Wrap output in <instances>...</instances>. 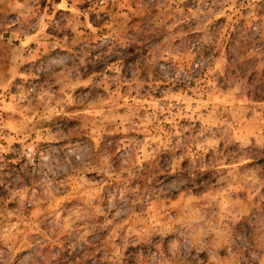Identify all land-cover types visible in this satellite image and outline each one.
I'll return each instance as SVG.
<instances>
[{
    "label": "clouds",
    "instance_id": "obj_1",
    "mask_svg": "<svg viewBox=\"0 0 264 264\" xmlns=\"http://www.w3.org/2000/svg\"><path fill=\"white\" fill-rule=\"evenodd\" d=\"M0 53V264H264V0H0Z\"/></svg>",
    "mask_w": 264,
    "mask_h": 264
},
{
    "label": "rangeland",
    "instance_id": "obj_2",
    "mask_svg": "<svg viewBox=\"0 0 264 264\" xmlns=\"http://www.w3.org/2000/svg\"><path fill=\"white\" fill-rule=\"evenodd\" d=\"M5 39H7V37H5ZM6 64V60L3 57V54L0 53V70H2L3 66ZM257 87H264V82H261L260 84L257 85ZM12 167L18 168L19 165H14Z\"/></svg>",
    "mask_w": 264,
    "mask_h": 264
}]
</instances>
